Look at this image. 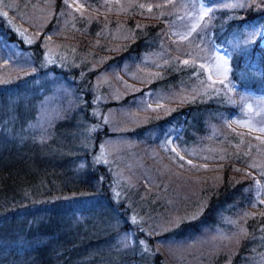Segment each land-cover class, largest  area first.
I'll return each instance as SVG.
<instances>
[{
	"label": "trees",
	"instance_id": "obj_1",
	"mask_svg": "<svg viewBox=\"0 0 264 264\" xmlns=\"http://www.w3.org/2000/svg\"><path fill=\"white\" fill-rule=\"evenodd\" d=\"M83 1L102 16L87 23L63 0H52L50 21L71 15L66 27H71L78 39L62 40L57 62L48 66L69 91L53 98L52 113L57 118L46 138L40 140L34 121L40 115V101L52 90L32 83L43 73L38 67L43 53L37 43L22 46L13 22L3 13L8 3L0 0V38L4 43L17 39L19 48L29 50L36 66L34 72L0 81V264H176L178 260L171 257L167 242H185L215 227H235L241 234L232 249L204 256L207 264H264V205L251 195L245 169L240 166L249 165L250 155L257 152L249 151L253 137L246 133L241 136L224 123L216 136L224 115L244 109L241 94L250 91L264 95V0H248L240 7L227 5L225 0H203L210 11L191 34L193 40L203 37L207 43H231L227 46L234 51L230 62L232 78L237 82L233 93L223 86L204 89L207 80L201 66L175 58L159 68L156 79H147L149 89L169 92L181 87L184 95L181 103L164 115L160 107L150 109L146 126L161 132L164 126L177 122L182 124L178 138L186 152L222 145L226 155L220 174L202 179L196 184V196L184 201L179 198L172 206H168L165 195L174 192L177 196L181 188L172 181L166 191L155 188L156 167L161 162L145 156L142 165L154 174L148 180L138 174L123 179L114 157L107 162L97 160L98 145L107 130L104 127L90 133L97 122L92 113L94 76L90 72L79 81L75 77L91 58L118 65L134 62L135 56L148 50L158 51L168 24L177 16L170 5L180 1L190 7L192 0H148L154 12L158 11L156 5L160 9L165 6L163 14L148 19L141 17L146 14L138 12L143 11L138 3L130 7L122 0ZM110 4L119 7L116 14L106 11ZM114 24L127 27V32H121L122 40L112 37ZM252 28L259 30L246 35ZM98 37L95 46L87 43ZM112 44L110 52L105 46ZM77 61L78 66H74ZM208 135L219 141L212 143ZM146 146L137 148L136 156L146 154ZM260 146L263 148L258 151L264 152V144ZM167 156L166 163L184 166V161L172 153ZM260 174L264 181V174ZM172 209L176 224L161 232L160 217H169Z\"/></svg>",
	"mask_w": 264,
	"mask_h": 264
},
{
	"label": "rangeland",
	"instance_id": "obj_2",
	"mask_svg": "<svg viewBox=\"0 0 264 264\" xmlns=\"http://www.w3.org/2000/svg\"><path fill=\"white\" fill-rule=\"evenodd\" d=\"M37 1L6 0L8 9L3 13L13 22L15 36L22 39V46L37 43L38 48L43 53L38 62V67L43 68V73L32 82L34 86L42 89H52L45 98H42V102L40 101L37 111L40 115L34 121V126L40 132L38 138L41 140L46 138L45 133L52 128L57 118L52 113L53 98L58 97L63 91H69L65 82L59 80L57 75L49 71L48 66L50 63L53 65L57 62L56 52L62 40L66 38L71 40L72 37L78 38L71 27H66L71 15L65 17L64 20L52 22L50 21L53 14L52 0ZM122 1H125L130 7L138 3L143 10L138 12L146 14V16H141L145 19L151 18L154 14L161 15L164 13L165 6L160 9L156 5L158 11L154 12L151 9L152 4H147L148 0ZM63 2L80 16H84L87 23L98 16H102L90 9L83 0H63ZM156 2L160 3L161 0H156ZM247 2L248 0L224 1L227 5L239 7ZM170 6L171 11L177 16L168 24L166 38L161 39L158 51L148 50L139 57L135 56L134 62H123L118 65L105 62V59L96 61V59L91 58L88 64L79 60L85 69H80L77 77H75L79 81L84 75H89L90 72L94 76L91 89L95 92L96 98L93 99L92 113L97 122L90 133H95L104 127L107 130V133L103 135V132L100 131L102 139L96 152L97 160L107 162L114 157L116 165L119 163L118 174L123 179L134 178L138 174L137 177H146L148 180L153 179L154 174H149L146 167L142 165L145 162V156L149 161L161 162V165L156 167L157 180L155 178L153 183L157 182L160 185L156 184L155 188L160 187L166 191L171 181L177 185L176 188L179 190L181 188L180 194L176 193L177 196L172 191H169L172 192L169 195H165V200L169 202L165 203L168 206H172L179 198L183 197L184 201L186 197L188 199L191 196H196V184L202 179L209 178V176L220 174V165L226 155L223 153L222 145L217 147L214 145L211 149H189L186 152L180 145L178 138L182 124L177 122L164 126L161 132H158L154 127L146 126L150 109L160 107V114L164 115L172 110L171 106L180 104L181 97L184 95V88L181 87L169 92L167 89L163 91L149 89L147 79H156L159 76V68L169 59L175 58L180 62H197L201 66L207 80L204 89H218L219 86H223L231 94L237 86V82L232 78L233 65L230 63V57L232 60L234 58V51L227 46L231 43L216 41L207 43L203 37H200V40L192 39V31L204 23V17L210 11V5L203 0H192L190 7L185 6L184 2L180 1L172 3ZM118 8L117 5L110 4L106 11L109 9V14H116ZM9 10L10 13H8ZM205 12L207 14H204ZM114 25L110 31L112 37H117L116 40H122L124 38L122 33L127 32V27L123 24ZM106 26L111 27L113 25L106 23ZM259 28L247 30L246 35L258 32ZM63 29L67 30L64 32L65 37L60 35L63 33ZM97 39L100 37L93 38L87 43L95 46L99 42ZM230 41L233 42L232 39ZM113 44L112 47L109 44L105 48L111 52L114 48ZM171 53L180 55H174L171 58ZM78 64L77 61L73 65L78 66ZM35 70L36 66L31 59L29 50L20 49L17 39L4 43L0 38V81L14 80L13 77L16 75H25ZM239 97L245 101L244 109H240L241 111L239 110L237 114L224 115L219 123L216 136L221 133L220 126L226 125L228 129L239 132L241 136L246 133L253 137L249 151L255 150L257 152L250 155L251 163L249 165L240 166L245 169L244 176L249 181L248 186L251 195L256 201L264 205V181L260 174H264V152H259L260 148H263L260 145L264 144V95L249 91L248 94L244 93ZM108 103L110 105L106 106ZM216 136L208 135L207 140H211L212 143L218 142ZM141 137L145 138V141ZM143 145H147V150L146 154L143 152L140 154V158L136 156L137 148H142ZM156 147L160 149L156 150ZM168 150L170 152H167ZM159 152L163 160L166 158V161L161 159L158 155ZM168 153H172L183 160L184 166L181 164L172 166V164L166 163L168 162ZM188 169L190 172H186ZM167 179L170 180L167 181ZM197 209L200 210L199 205H197ZM177 220L179 219L177 218ZM159 223L161 232L174 226L176 224L174 210L170 211L169 217H160ZM238 233L240 230L235 227L230 230L219 227L209 228L202 230L200 234L185 242H167L165 246H168V249L172 251L171 257L178 260L176 264H207L206 261L202 260L203 257L232 249L237 243ZM161 248L164 249V246L161 245ZM184 257L187 258V262H184Z\"/></svg>",
	"mask_w": 264,
	"mask_h": 264
},
{
	"label": "snow or ice",
	"instance_id": "obj_3",
	"mask_svg": "<svg viewBox=\"0 0 264 264\" xmlns=\"http://www.w3.org/2000/svg\"><path fill=\"white\" fill-rule=\"evenodd\" d=\"M204 14H207V13L205 12ZM185 63H187V62H185Z\"/></svg>",
	"mask_w": 264,
	"mask_h": 264
}]
</instances>
